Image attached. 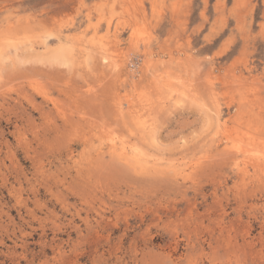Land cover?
<instances>
[{
	"label": "rangeland",
	"instance_id": "374dc122",
	"mask_svg": "<svg viewBox=\"0 0 264 264\" xmlns=\"http://www.w3.org/2000/svg\"><path fill=\"white\" fill-rule=\"evenodd\" d=\"M261 146L264 0H0V264H264Z\"/></svg>",
	"mask_w": 264,
	"mask_h": 264
},
{
	"label": "bare ground",
	"instance_id": "6f19581e",
	"mask_svg": "<svg viewBox=\"0 0 264 264\" xmlns=\"http://www.w3.org/2000/svg\"><path fill=\"white\" fill-rule=\"evenodd\" d=\"M24 25H25V24H24ZM63 51H64V50H63ZM55 54H56V53H55ZM99 54H100V53H99ZM102 57H103V56H102ZM3 58H4V57H3ZM4 60H5V59H4ZM63 62H64V61H63ZM112 66H113V65H112ZM167 76H168V75H167ZM171 77H172V76H171ZM234 77H235V76H234ZM150 78H151V77H150ZM174 78H175V77H174ZM208 78H209V77H208ZM151 79H152V78H151ZM202 79H203V78H202ZM169 80H170V77H169ZM210 80H211V79H210ZM163 82H164V81H163ZM240 82H241V81H240ZM173 83H174V82H173ZM153 84H154V83H153ZM155 84H156V83H155ZM159 84H160V83H159ZM190 87H191V86H190ZM175 88H176V87H175ZM193 88H194V87H193ZM157 89H158V88H157ZM161 90H162V89H161ZM172 90H173V89H172ZM194 90H195V89H194ZM194 90H193V91H194ZM158 91H159V90H158ZM179 91H180V90H179ZM159 92H160V91H159ZM171 93H172V92H171ZM181 93H182V92H181ZM197 93H198V92H197ZM123 95H124V94H123ZM168 95H169V94H168ZM181 95H182V94H181ZM186 95H187V94H186ZM188 95L190 96V94H188ZM191 95H192V94H191ZM241 95H242V94H241ZM178 96H179V95H178ZM200 96H201V95H200ZM204 96H205V95H203V97H204ZM243 96H244V95H243ZM185 97H186V96H184V98H185ZM196 97H197V96H196ZM201 99H202V98H201ZM195 100H196V99H195ZM197 100H198V99H197ZM213 100H214V99H213ZM200 101H201V100H200ZM200 101H199V102H200ZM199 102H198V103H199ZM204 103H205V102H204ZM242 103H243V102H242ZM206 104H207V103H206ZM206 104H205V105H206ZM208 104H209V103H208ZM208 104H207V105H208ZM201 105H202V103H201ZM207 105H206V106H207ZM204 107H205V106H204ZM146 108H147V107H146ZM124 109H125V108H124ZM126 110H127V107H126ZM215 112H216V111H215ZM205 113H207V112H205ZM209 115H210V113H209ZM237 115H238V114H237ZM127 117H128V116H127ZM219 119H220V118H219ZM238 119H239V118H238ZM252 120H253V119H252ZM208 121H209V120H208ZM145 122H146V121H145ZM210 122H211V121H210ZM254 122H255V121H254ZM228 124H229V123H228ZM250 124H251V122H250ZM130 125H131V124H130ZM133 125H134V124H133ZM133 125H132V126H133ZM151 125H152V124H151ZM210 125H211V124H210ZM134 126H135V125H134ZM232 126H233V125H232ZM217 127H218V126H217ZM105 129H106V128H105ZM134 129H135V128H134ZM141 129H142V128H141ZM147 129H148V128H147ZM135 130H136V129H135ZM225 130H226V129H225ZM144 131H145V130H144ZM149 131H150V130H149ZM236 131H237V128H236ZM102 132H103V131H102ZM106 132H107V131H106ZM109 132H110V131H109ZM147 132H148V130H147ZM226 132H227V130H226ZM251 132H252V131H251ZM107 133H108V132H107ZM258 133H259V132H258ZM104 134H105V133H104ZM146 134H147V133H146ZM108 135H109V134H108ZM234 135H235V134H234ZM256 135H257V134H256ZM111 136H112V135H111ZM121 137H122V136H121ZM113 139H114V138H113ZM120 139H121V138H120ZM230 139H231V137H230ZM230 139H229V140H230ZM252 139H253V138H252ZM114 140H115V139H114ZM234 140H235V139H234ZM238 140H239V139H238ZM113 142H114V141H113ZM116 142H119V141H116ZM122 142H123V141H122ZM201 142H202V141H201ZM204 142H205V141H204ZM252 142H253V141H252ZM123 143H124V142H123ZM133 143H134V142H133ZM253 143H254V142H253ZM114 144H116V143H114ZM246 144H247V143H246ZM121 145H122V144H121ZM121 145H120V146H121ZM124 145H125V143H124ZM124 145H122V148L119 146L121 149H120L119 147H117L118 145L115 146V145H113V144H112L113 147H111V146H110V147H111V149H112L113 151H118V152L120 153L121 158L124 157V156H126V157L128 156L129 158H130V157H131V158L137 157V154H138V153H137L134 149H130V148L128 149V148H126ZM134 145H135V144H134ZM240 145H241V144H240ZM252 145H253V144H252ZM254 145H255V144H254ZM260 145H262V144H260ZM127 146H128V145H127ZM255 146H257V145H255ZM247 147H248V145H247ZM252 147L254 148V146H252ZM257 147H258V146H257ZM261 147H262V146H261ZM262 148H263V147H262ZM244 149H245V148H244ZM254 149H255V148H254ZM263 149H264V148H263ZM234 150H235V149H234ZM245 150H246V149H245ZM248 150H249V149H248ZM257 150H258V149H257ZM261 150H262V149H261ZM90 151H91V149H90ZM228 151H229V150H228ZM243 151H244V150H243ZM258 151H259V150H258ZM118 152H116V153H118ZM225 152H226V151H225ZM249 152H250V151H249ZM252 152H253V150H252ZM119 153H118V154H119ZM213 153H215V152H213ZM231 153H232V152H231ZM244 153H245V152H244ZM253 153H254V152H253ZM118 154H116V155H118ZM217 154H218V153H217ZM233 154H234V153H233ZM246 154H247V153H246ZM246 154H245V155H246ZM122 155H123V156H122ZM247 155H248V154H247ZM249 155H250V154H249ZM251 155H252V154H251ZM102 156H103V155H102ZM219 156H220V155H219ZM234 156H235V155H234ZM254 156H255V155H254ZM128 157H127V158H128ZM210 157H211V156H210ZM249 157H250V156H249ZM100 158H101V157H100ZM124 158H125V157H124ZM124 158H123V159H124ZM129 158H128V159H129ZM151 158H152V157H151ZM205 158H206V157H205ZM246 158H247V157H246ZM206 159H207V158H206ZM214 159H215V158H214ZM251 159H252V158H251ZM260 159H261L260 157H256V156L254 157V160H256V161L258 162L257 165H259V161H260ZM124 160H126V158H125ZM212 160H213V159H212ZM218 160H219V159H218ZM254 162H255V161H254ZM203 163H204V162H203ZM253 164H254V163H253ZM255 164H256V163H255ZM183 166H184V165H183ZM254 166H256V165H254ZM261 168H262V167H260V169H261ZM156 169H158V168H156ZM160 169H161V168H160ZM255 169H256V168H255ZM173 170H174V169H173ZM165 171H166V170H165ZM171 171H172V170H171ZM164 174H165V173H164ZM261 181H262V180H261Z\"/></svg>",
	"mask_w": 264,
	"mask_h": 264
}]
</instances>
